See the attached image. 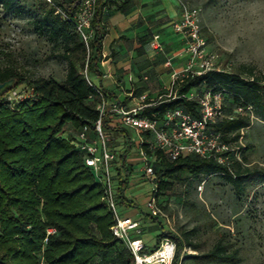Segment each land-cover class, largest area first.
Masks as SVG:
<instances>
[{"label":"trees","instance_id":"1","mask_svg":"<svg viewBox=\"0 0 264 264\" xmlns=\"http://www.w3.org/2000/svg\"><path fill=\"white\" fill-rule=\"evenodd\" d=\"M49 1V2H48ZM87 0H41L33 5L34 30L48 34L65 48L61 59L69 65L64 81L35 78L15 67L0 66V84L11 79L33 93V98L10 102L0 99V264H135L134 257L121 240L115 238V219L105 201V192L93 171L85 166V154L74 144L81 130L88 126L95 138L94 126L100 118L101 102L95 88L84 75L102 77L107 11L128 15L135 10L133 0H96L89 30L93 38L86 43L78 30ZM9 12L23 15L29 10L17 0H0ZM145 39V38H144ZM177 93L158 102L145 112L162 119L167 112L180 108L199 116V104L186 97L193 90L221 92L225 96L222 114L212 131L235 148L228 164L213 159L189 156L171 161L158 150L153 162L159 207L162 195L173 190L183 179L226 178L239 197L246 192V182H264V169L250 168L241 145L242 132L251 127L249 108L264 121V74L255 67L242 65L237 70L187 76L177 81ZM152 103V102H149ZM243 108V112L239 109ZM112 119V118H110ZM106 131L124 132L130 151V134L105 123ZM115 143V142H114ZM117 168L118 204L134 206L126 198L132 168L126 163ZM149 155L152 153L148 150ZM122 179L121 176H124ZM56 233L48 235L49 230ZM193 231L167 233L163 229L153 250L166 240L177 247L173 264H180L186 248L199 249L192 240ZM46 239L48 242L46 243ZM197 261L236 264L239 251H229L221 238Z\"/></svg>","mask_w":264,"mask_h":264},{"label":"rangeland","instance_id":"2","mask_svg":"<svg viewBox=\"0 0 264 264\" xmlns=\"http://www.w3.org/2000/svg\"><path fill=\"white\" fill-rule=\"evenodd\" d=\"M17 1L29 7L23 15L9 13L0 5V66L15 67L35 78L64 81L69 65L61 59L65 52L63 44L53 42L47 33L39 35L34 30L32 8L41 0ZM177 1L180 8L186 4L199 9L209 50L218 55L221 70L231 72L247 65L264 74V0ZM88 34L93 38L94 32L89 30ZM91 77L96 79L95 75ZM171 89L162 94L163 99L171 92L172 96L176 95L177 85ZM30 93L21 86L6 98L16 103L14 94L27 97ZM194 93L198 91L188 95ZM117 94L121 101L125 100L121 91ZM249 114L252 125L242 132L240 146L250 168L264 169V121L253 111ZM116 121L115 117L109 119L113 125ZM129 134L133 139V150H128L129 160L134 163V169L126 198L133 200L134 206L120 205L118 211L122 217L129 216L142 223L141 237L149 248L154 249L162 229L177 235L193 231L192 240L199 249L186 247L181 252L180 264H228L195 260L221 238L230 252L239 251L240 261L236 264H264V182L247 181L246 192L238 197L234 186L222 176L187 177L161 196L164 218H152L147 215L146 206L153 196L154 183L141 172L144 165L139 158L137 135L131 129ZM115 136L114 142L120 146L125 134L119 132ZM121 177L119 182L125 179L126 173Z\"/></svg>","mask_w":264,"mask_h":264},{"label":"built area","instance_id":"3","mask_svg":"<svg viewBox=\"0 0 264 264\" xmlns=\"http://www.w3.org/2000/svg\"><path fill=\"white\" fill-rule=\"evenodd\" d=\"M95 2L96 0L85 2L79 20L78 30L86 43L91 39L88 32L94 15L93 6ZM173 28L185 40V49L182 55H186L188 61L182 72L173 75L172 87L177 84L178 80L190 75L202 76L209 72L222 71L218 66V55L209 50L199 9L181 4V19L174 24ZM154 40L153 49L162 51L160 36H155ZM84 75L101 99L98 105L100 118L94 126L95 138H90L91 129L86 126L81 130L74 144L85 154V166L93 171L104 186L105 201L115 219L112 233L116 239L124 242L133 255L135 264H173L177 247L172 240L166 239L158 249H150L141 237L144 232L142 223L134 221L130 217H122L118 211L117 168L121 167L122 156L129 149L124 137V143H119L120 146L114 143L113 138L105 129V123L107 119L115 117L117 121L114 125L109 123L110 127H119L128 132L131 129L137 135L139 158L144 165L141 172L154 183L153 196L146 206L147 215L160 219L164 218L165 215L162 213L156 197L157 184L153 166L158 150L163 151L171 161L189 156H199L205 159H213L219 164H228L230 156L235 152L232 145L221 140L220 134L212 131V125L216 124L222 114L225 96L221 92L214 91L187 95L188 100L198 102V117L177 108L167 112L162 119H157L156 116L149 117L145 112L158 102L165 100L162 95L158 97V100H148L143 97L137 105L130 106L113 99L108 92L95 85L87 69L84 71ZM14 95L16 102L33 98L32 92L27 97L19 94ZM167 97L171 98L172 92ZM243 110V108L239 109L240 112ZM249 110L252 111V108ZM129 141L130 150H133L131 136ZM148 150L152 156L149 155ZM55 233L56 231L51 229L48 235ZM45 242L47 243L48 239Z\"/></svg>","mask_w":264,"mask_h":264},{"label":"crops","instance_id":"4","mask_svg":"<svg viewBox=\"0 0 264 264\" xmlns=\"http://www.w3.org/2000/svg\"><path fill=\"white\" fill-rule=\"evenodd\" d=\"M133 1L135 10L128 15L107 11V34L103 43L105 59L101 65L103 76H96V81L92 78L95 85L115 100L121 101L117 94L121 91L125 97L122 102L130 106L137 105L143 97L154 100L168 93L172 88L173 75L182 72L188 61L187 56L182 55L185 40L173 28L181 19L179 2ZM157 35L160 36L162 51L153 49ZM129 155L128 152L127 166L134 169Z\"/></svg>","mask_w":264,"mask_h":264},{"label":"water","instance_id":"5","mask_svg":"<svg viewBox=\"0 0 264 264\" xmlns=\"http://www.w3.org/2000/svg\"><path fill=\"white\" fill-rule=\"evenodd\" d=\"M17 86V80L11 79L5 83L0 84V99L1 97L8 94L10 91H12Z\"/></svg>","mask_w":264,"mask_h":264},{"label":"clouds","instance_id":"6","mask_svg":"<svg viewBox=\"0 0 264 264\" xmlns=\"http://www.w3.org/2000/svg\"><path fill=\"white\" fill-rule=\"evenodd\" d=\"M262 35H264V33H262Z\"/></svg>","mask_w":264,"mask_h":264}]
</instances>
